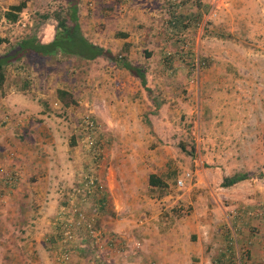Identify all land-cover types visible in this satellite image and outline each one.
Instances as JSON below:
<instances>
[{"label":"crops","instance_id":"0c3cea01","mask_svg":"<svg viewBox=\"0 0 264 264\" xmlns=\"http://www.w3.org/2000/svg\"><path fill=\"white\" fill-rule=\"evenodd\" d=\"M76 16L89 43L144 69V60L154 58L149 51L162 46L165 32L158 36V23L169 14L164 0H78ZM97 61L108 63L102 58L92 62ZM116 66L111 62L96 78L80 81L62 78L56 83L47 78L55 84L52 94L34 97L13 90L0 96V251L9 239L16 259L45 257L52 231L62 224L59 217L65 218L62 209L68 206L72 183L89 166L82 145L72 138L84 105V113L106 123V130L113 131L112 125L121 122L129 133L119 144L103 149V192L95 221L118 248L105 252L108 264H264V186L248 174L229 187L221 186L223 178L248 173L246 160L239 158L235 164L227 149L210 174L203 172L204 158L197 151L194 159L179 155L182 159L176 163L157 147L144 153V142L134 133L137 124L129 123L146 110L144 86ZM57 89L67 91L74 102L60 109L72 116L69 123L45 108L44 99L56 100ZM182 161L186 167L181 169ZM172 172L176 179L185 173L190 179L170 197L167 177ZM149 176L160 185L150 186Z\"/></svg>","mask_w":264,"mask_h":264},{"label":"rangeland","instance_id":"374dc122","mask_svg":"<svg viewBox=\"0 0 264 264\" xmlns=\"http://www.w3.org/2000/svg\"><path fill=\"white\" fill-rule=\"evenodd\" d=\"M66 2L0 0V39L5 40L0 44V55L30 37L41 44L50 42L56 32L54 17L64 13L68 7ZM19 3H24V8L17 14L16 21H5L4 12ZM164 5L169 16L165 17V22L158 23V36L165 32V39L159 38L162 46L158 44L149 51L154 53V58L144 60V69L143 65H137L144 71L146 110L135 114L132 121L129 118L132 115L128 114L129 123L137 124L134 133L144 142V153L157 147L158 153L176 158V163L182 159L179 160V155L194 159L197 151L204 158L203 172L211 174L220 166L217 158L228 149L235 164H239V158L246 160L248 173L238 174H248L253 180L256 178L258 185L264 186V0H164ZM147 47L144 46V57L148 55ZM98 58L106 60L107 65L62 55L40 57L28 53L4 66L0 96L13 90L26 91L34 97L38 93L52 94L55 84L48 83L49 78L56 83H61L62 78L79 81L80 78H96L97 71L107 69L111 63ZM116 65L115 68L124 70ZM54 101L44 99L45 108L62 122L69 123L72 116L54 108ZM80 108L82 114H89L97 123L102 154L104 148H111L129 137L123 129L126 124L119 122L112 125L113 131L106 130V123H100L90 112L84 113V105ZM79 121L80 118L75 122L77 134H72V138L82 145L84 134ZM65 137L69 139L70 135ZM85 157L89 162L90 158L86 154ZM178 164L181 169L185 165L184 161ZM174 165L171 163L169 167L176 171ZM173 173L167 177L170 197L186 186L183 180L182 187H177L176 181L183 176L176 179ZM202 178L207 176L204 174ZM78 181L72 186L78 185ZM74 197V201L79 198ZM61 198L65 205L66 196ZM93 205L91 197L81 211L91 214ZM61 230L62 224L52 231L54 239L48 240L45 257L35 260L13 257L15 244L7 239L1 243L6 254L0 251V264H60ZM73 236L67 264H108L104 258L107 249L118 251L114 242H104L102 248H95L80 228Z\"/></svg>","mask_w":264,"mask_h":264},{"label":"trees","instance_id":"16d2710c","mask_svg":"<svg viewBox=\"0 0 264 264\" xmlns=\"http://www.w3.org/2000/svg\"><path fill=\"white\" fill-rule=\"evenodd\" d=\"M77 2L78 0H67L66 3L68 7L67 9H65L64 13H59L54 17V20L56 21V32L54 33V36L50 42L41 44L38 43L34 37H30L19 41L14 47L10 48L8 51L0 55V87L3 85L4 82V66L19 60L28 53L35 54L40 57H53L57 55H62L65 57H72L84 61H92L98 57H103L113 63L118 64L120 67L126 70L132 77L137 78L142 87L145 86L143 71L140 67L130 65L122 57H112L108 51L92 45L87 40H85L83 36H81L76 16ZM23 8L24 3L9 6L3 14L4 20L9 23H14L17 19V14ZM3 42H5V40L0 39V44ZM55 94V101L60 105V108H66L74 103L71 99L70 94L65 90L57 89L55 91ZM98 143L100 142H97L96 140L95 148L97 150ZM100 149H102L101 145ZM85 153L87 157L90 156L89 152L85 151ZM96 159L97 161H99L100 156ZM244 179H246L245 174L236 173L230 176L229 178H223L221 186L229 187ZM148 184L150 186L160 185V182L155 180L153 176H149ZM92 198L94 199V203L97 210L98 207L96 203L102 200V192L97 197Z\"/></svg>","mask_w":264,"mask_h":264},{"label":"built area","instance_id":"2783aa9c","mask_svg":"<svg viewBox=\"0 0 264 264\" xmlns=\"http://www.w3.org/2000/svg\"><path fill=\"white\" fill-rule=\"evenodd\" d=\"M54 108H60V105L54 101ZM79 127L83 132V139L81 140L82 147L86 152H89V166L86 171L82 174L80 180L78 181V186H72L68 194V208L65 207L62 210L65 212V218L59 217V221L62 222L61 238L60 244L62 252L59 256L60 264H67L70 255L69 244L73 240L74 231L80 228L85 236L89 239V242L95 248H102V243L113 241L111 238H107L103 230L96 224L95 213L96 206L93 205L91 214L84 213L79 208V203H86V201L91 197H97L101 192L102 188V179L100 178L101 168L103 162L102 149H100V143H98L97 148H95L96 140H98L97 135V123L94 118L90 117L89 114H83L80 117ZM100 156L99 161L96 158ZM101 163V164H100ZM190 179L188 173L183 175L182 180L176 181L177 187H182L183 180ZM12 179L8 177V182H11ZM74 196H78V200L74 201ZM97 214V213H96Z\"/></svg>","mask_w":264,"mask_h":264}]
</instances>
